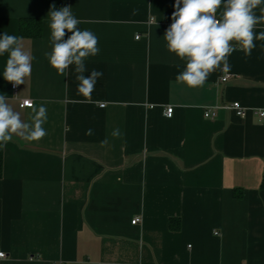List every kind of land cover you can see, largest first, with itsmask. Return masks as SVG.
Segmentation results:
<instances>
[{"label":"crops","instance_id":"1","mask_svg":"<svg viewBox=\"0 0 264 264\" xmlns=\"http://www.w3.org/2000/svg\"><path fill=\"white\" fill-rule=\"evenodd\" d=\"M53 5L70 6L78 27L98 37L84 75H103L90 98L77 91L75 65L60 76L45 56ZM174 5L0 0V36L22 37L24 18L41 19L44 33L23 37L34 59L16 89L3 77L8 54L0 56V95L25 122L33 113L23 99L47 109L45 137L13 136L4 147L0 264H264V118L252 111L264 109V41L250 56L237 48L230 71L217 69L202 87L178 84L185 62L164 40ZM232 101L247 115L204 116Z\"/></svg>","mask_w":264,"mask_h":264},{"label":"clouds","instance_id":"2","mask_svg":"<svg viewBox=\"0 0 264 264\" xmlns=\"http://www.w3.org/2000/svg\"><path fill=\"white\" fill-rule=\"evenodd\" d=\"M261 5L264 0H175L173 22L165 32L164 40L167 50L185 62L183 71L175 77L176 83L189 88L202 87L217 69L224 73L230 71L228 58L237 48L250 56L256 47L255 41H264V31L259 34L254 31L257 25L264 24V7ZM48 16L51 51L45 56L50 66L58 75L66 76L67 69L75 65L79 82L77 91L90 98L103 75L96 70L87 77L84 75L85 61L100 51L98 37L91 30L78 27L81 21L70 6L55 10L53 5ZM152 22L156 23L155 19ZM68 33L71 35L64 39ZM5 53L8 55L4 79L13 86L25 84L31 76L34 57L25 49L23 37L8 33L0 36V56ZM25 106L33 113L30 123L21 118V113L14 110L5 95H0V148L6 147L13 136L33 142L47 135L43 127L47 120L46 107L40 105L37 108L30 100L21 105ZM85 134L92 135L93 130L88 129ZM120 135L119 129L113 130V137ZM107 142L105 139L101 144Z\"/></svg>","mask_w":264,"mask_h":264},{"label":"built area","instance_id":"3","mask_svg":"<svg viewBox=\"0 0 264 264\" xmlns=\"http://www.w3.org/2000/svg\"><path fill=\"white\" fill-rule=\"evenodd\" d=\"M141 35H137L136 38L139 39L141 38L140 37ZM228 79L227 76L223 77V81H226ZM14 89L17 88V86H13ZM26 100H30V101H33L32 99H23L22 102L20 103V105H22L24 103V101ZM34 102V101H33ZM104 106V105H102ZM26 107V106H25ZM220 110H225V111H229L231 113H234L236 114V116H239V117H244L247 115L249 109H247L246 107H244L241 102L239 101H232V102H224V103H220V104H217L215 106H211V107H208V108H205V111H204V116L206 118H215V117H218L219 116V112ZM253 113L259 117L260 119L261 118H264V109H255V110H252ZM173 112H174V107L173 106H168V108L166 109V115L168 117H171L173 115ZM141 221V217L140 216H137L135 217L133 220H132V223L135 224V223H138ZM0 258H4L6 256V253L5 251H1L0 250ZM56 264V263H54Z\"/></svg>","mask_w":264,"mask_h":264},{"label":"trees","instance_id":"4","mask_svg":"<svg viewBox=\"0 0 264 264\" xmlns=\"http://www.w3.org/2000/svg\"><path fill=\"white\" fill-rule=\"evenodd\" d=\"M19 32L22 37L28 38H38V36H42L43 33V22L41 19L37 18H24L20 21L19 25ZM4 147L0 148V178L3 175V154H4ZM261 188H264V174L262 178ZM238 195V194H237ZM171 220L172 228L178 229L180 227V221L177 219Z\"/></svg>","mask_w":264,"mask_h":264}]
</instances>
